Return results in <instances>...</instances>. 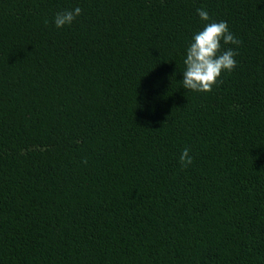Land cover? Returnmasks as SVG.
I'll return each instance as SVG.
<instances>
[{
  "label": "trees",
  "instance_id": "1",
  "mask_svg": "<svg viewBox=\"0 0 264 264\" xmlns=\"http://www.w3.org/2000/svg\"><path fill=\"white\" fill-rule=\"evenodd\" d=\"M0 264H264V0H0Z\"/></svg>",
  "mask_w": 264,
  "mask_h": 264
},
{
  "label": "clouds",
  "instance_id": "2",
  "mask_svg": "<svg viewBox=\"0 0 264 264\" xmlns=\"http://www.w3.org/2000/svg\"><path fill=\"white\" fill-rule=\"evenodd\" d=\"M82 9L58 12L54 23L57 28L71 25L76 17L80 16ZM202 21H209V13L204 9H197ZM241 41L229 30L227 22H210L196 33L193 42L189 45L184 59L183 88L196 92H211L215 86L222 83L223 73H231L237 67L235 56L238 54L233 49L222 50L223 45H237ZM190 149L185 148L180 155L182 168H187L193 163ZM86 163V161H85Z\"/></svg>",
  "mask_w": 264,
  "mask_h": 264
}]
</instances>
